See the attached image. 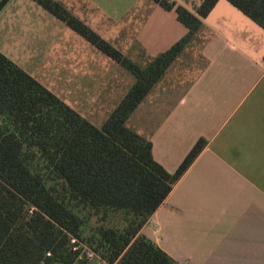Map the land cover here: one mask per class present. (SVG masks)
Masks as SVG:
<instances>
[{"label":"crops","instance_id":"crops-1","mask_svg":"<svg viewBox=\"0 0 264 264\" xmlns=\"http://www.w3.org/2000/svg\"><path fill=\"white\" fill-rule=\"evenodd\" d=\"M55 1L133 60L151 62L189 32L152 0ZM170 1L196 15L204 0ZM62 23L34 0H12L0 13V52L11 60V48H25L38 60L49 47L51 61L72 63L79 87L98 49L79 36L63 45ZM202 24L127 122L172 174L207 142L141 234L178 264H264V30L226 0Z\"/></svg>","mask_w":264,"mask_h":264},{"label":"trees","instance_id":"trees-1","mask_svg":"<svg viewBox=\"0 0 264 264\" xmlns=\"http://www.w3.org/2000/svg\"><path fill=\"white\" fill-rule=\"evenodd\" d=\"M34 1L136 81L98 128L0 52V264H85L71 238L109 264H178L141 230L207 142L199 140L172 174L127 122L220 0H204L196 15L152 0L175 11L189 32L146 68L59 2ZM226 1L264 30V0Z\"/></svg>","mask_w":264,"mask_h":264},{"label":"rangeland","instance_id":"rangeland-1","mask_svg":"<svg viewBox=\"0 0 264 264\" xmlns=\"http://www.w3.org/2000/svg\"><path fill=\"white\" fill-rule=\"evenodd\" d=\"M2 1L3 0H0V3ZM10 1L12 0H9L3 9L10 3ZM3 9L1 11H3ZM50 23L51 22L48 20L47 24L49 26ZM62 28H52V30H55L54 33L56 34H58V31H61L63 35ZM65 28L67 29L66 32L71 33V35H68V38L62 43L63 45H69L70 42L73 44V36H79L81 40H84V38L77 35V33H74L66 26ZM23 51L26 52V49L11 48V60L14 62L18 60V62H15L17 65L98 128H101L104 125L111 113L118 107L119 103L127 95L136 81L135 77L128 70L104 55L101 51L96 50V57H90L89 60L90 66L94 65L95 74H93L92 77H86L83 80L80 79L81 85L75 87V85L73 86V80L70 77L71 71L74 69L72 68V63H57L51 61V59L54 58L53 56L55 53L48 54L49 47H46L45 52L41 53V58L38 60L35 57L34 59H30L31 57H22ZM45 57L47 59L44 60ZM128 59L141 68H146L150 63L143 62L141 59L136 58L135 60ZM87 70L88 67L85 68L86 72ZM82 71L83 69H80V72ZM110 84L112 85L111 89L109 88ZM88 91L90 92L89 94ZM93 95L96 97V101L93 105L91 100L89 102L90 108L88 109V103L86 101L85 104L84 101L88 97H94ZM84 262L85 264H97L96 261L88 263L84 260Z\"/></svg>","mask_w":264,"mask_h":264},{"label":"built area","instance_id":"built-area-1","mask_svg":"<svg viewBox=\"0 0 264 264\" xmlns=\"http://www.w3.org/2000/svg\"><path fill=\"white\" fill-rule=\"evenodd\" d=\"M71 244L73 245V250L79 253V259L85 260L88 263H92L96 261L97 264H109L107 261L102 259L99 255L93 252L88 246L81 243L76 238H71ZM55 264H58V263H55Z\"/></svg>","mask_w":264,"mask_h":264}]
</instances>
